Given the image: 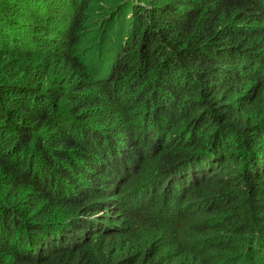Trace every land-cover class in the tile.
Returning a JSON list of instances; mask_svg holds the SVG:
<instances>
[{
	"label": "trees",
	"instance_id": "1",
	"mask_svg": "<svg viewBox=\"0 0 264 264\" xmlns=\"http://www.w3.org/2000/svg\"><path fill=\"white\" fill-rule=\"evenodd\" d=\"M0 264H264V0H0Z\"/></svg>",
	"mask_w": 264,
	"mask_h": 264
}]
</instances>
